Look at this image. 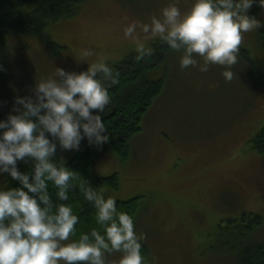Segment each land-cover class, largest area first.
Here are the masks:
<instances>
[{"label": "rangeland", "instance_id": "rangeland-1", "mask_svg": "<svg viewBox=\"0 0 264 264\" xmlns=\"http://www.w3.org/2000/svg\"><path fill=\"white\" fill-rule=\"evenodd\" d=\"M164 3L85 0L75 16L52 27L56 45L47 47L29 36L18 39L25 45L13 40L16 51L25 54L13 55L0 73V111L13 109L17 95L32 94L36 77L51 73L56 63L69 70L86 68V61L77 65L86 48L94 50L89 62L129 56L134 44L123 36V25L159 14ZM191 3L179 0L181 11ZM249 13L264 22L258 3ZM263 33L264 23L242 34L231 80L219 64L205 72L181 68L180 53L171 48L157 56L159 63L147 76L163 86L143 116L141 131L130 140V158L121 161L102 149L93 160L95 176H119L120 188L108 189V195L143 197L136 231L150 250L148 264H238L237 256L224 254L227 239L216 224L242 212L261 214L258 237L264 239V145L253 149L250 144L264 126ZM76 151L62 149L60 156L67 161ZM120 255L113 252L107 259Z\"/></svg>", "mask_w": 264, "mask_h": 264}, {"label": "clouds", "instance_id": "clouds-1", "mask_svg": "<svg viewBox=\"0 0 264 264\" xmlns=\"http://www.w3.org/2000/svg\"><path fill=\"white\" fill-rule=\"evenodd\" d=\"M254 3L264 7V0H192L182 12L179 0H165L159 14L123 25V36L133 42L137 62L154 52L145 41L158 38L180 53L181 68L205 72L219 64L231 80L242 34L264 23L249 13ZM93 54L83 50L77 65L86 61L87 67L79 70L56 63L51 73L36 77L32 94L17 95L13 111L0 119V176L19 182L0 186V264H145L143 234L135 231L133 216L117 208L103 185L93 186L63 158L53 159L58 147L79 150L85 138L102 147L110 139L103 113L120 71L105 56L89 62ZM20 161H31V171H22ZM74 187L94 207L100 225L78 238L80 216L65 202ZM113 252L121 255L109 261Z\"/></svg>", "mask_w": 264, "mask_h": 264}, {"label": "trees", "instance_id": "trees-1", "mask_svg": "<svg viewBox=\"0 0 264 264\" xmlns=\"http://www.w3.org/2000/svg\"><path fill=\"white\" fill-rule=\"evenodd\" d=\"M84 2L85 0H0V64L4 66L0 73L7 70L8 61H12L14 56L25 54L19 51L20 49L16 51L17 48L12 45L13 40L16 45H25V42L18 39L29 36L40 39L47 47L56 45L50 35L52 27L61 20L75 16ZM262 40L264 43V33ZM150 46L154 48L153 54L139 62L134 60L133 51L121 61L110 63L120 71V79L118 84L109 88L111 101L103 113V121L110 133L109 141L98 147L89 145L85 138L79 150L64 161L88 179L93 186L103 185L107 191L120 188L119 176L117 173L109 177L95 176L91 172L94 158L102 149L113 153L121 161L130 158V140L141 131L143 116L151 108L163 86L160 80L149 79L147 75L159 63L155 62L158 61L157 56L167 55L170 48L159 39L153 40ZM10 111H13L10 107H6L5 112L0 111V119L7 118ZM250 144L253 149L259 148V144L264 145V126L252 137ZM61 151L62 148L58 147L53 157L58 162L62 159ZM19 168L22 171H31V161H20ZM0 186H19V182L3 174L0 176ZM49 188L55 199V189L51 184ZM142 199V196L126 200L116 199L117 208L133 216L135 231L137 218L142 210ZM65 202H71L74 211L80 216L76 225L77 238L81 231L87 232L92 227L100 228L94 219V207L84 199L78 187L70 190L69 201ZM261 219V214L248 211L237 216H228L226 220L216 224L218 234L227 239L223 245L226 251L224 254L237 256L238 264H264V239L260 240L258 237ZM253 237L256 239L253 240ZM141 244L145 264H148L151 258L150 250L142 240Z\"/></svg>", "mask_w": 264, "mask_h": 264}]
</instances>
